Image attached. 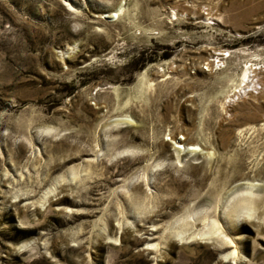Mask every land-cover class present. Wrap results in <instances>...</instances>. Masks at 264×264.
<instances>
[{
	"label": "rangeland",
	"instance_id": "374dc122",
	"mask_svg": "<svg viewBox=\"0 0 264 264\" xmlns=\"http://www.w3.org/2000/svg\"><path fill=\"white\" fill-rule=\"evenodd\" d=\"M0 264H264V0H0Z\"/></svg>",
	"mask_w": 264,
	"mask_h": 264
},
{
	"label": "bare ground",
	"instance_id": "6f19581e",
	"mask_svg": "<svg viewBox=\"0 0 264 264\" xmlns=\"http://www.w3.org/2000/svg\"><path fill=\"white\" fill-rule=\"evenodd\" d=\"M111 13V12H110ZM109 13V14H110ZM250 69L252 68V67H249ZM249 68L248 67H246V66H244L243 68H242V70L240 71V73H239V81H241L239 84H237L236 85V87L232 90L233 92H236V90L237 89H239L241 86H244V84H245V86H246V82H250L249 81ZM249 84V83H248ZM174 147H176V146H174ZM180 147V149L182 150V151H190V150H193V149H195L194 148V146L193 145H187V144H183V146H179ZM239 181L241 182V183H244L245 184V193H249V187H250V185H251V183H248V182H246V181H244V179H239ZM242 201H248L249 202V198L248 197H240V198H238L237 199V202H239V203H241ZM242 209V208H241ZM249 208H247V210H248ZM239 210H240V208H239ZM248 214L247 213H245L243 216H242V214L241 215H239V219H242V218H244L245 216H247Z\"/></svg>",
	"mask_w": 264,
	"mask_h": 264
}]
</instances>
